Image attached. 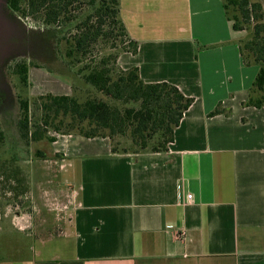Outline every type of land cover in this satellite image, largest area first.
<instances>
[{"label":"crops","instance_id":"0c3cea01","mask_svg":"<svg viewBox=\"0 0 264 264\" xmlns=\"http://www.w3.org/2000/svg\"><path fill=\"white\" fill-rule=\"evenodd\" d=\"M119 16L138 46L119 67L192 103L165 152L112 153L107 137L56 135L50 149L74 194L69 225L3 264H264V107L242 105L257 72L239 55L242 32L222 0H119ZM27 73L30 90L53 77L51 93L72 95L66 76ZM218 105L229 115L208 116Z\"/></svg>","mask_w":264,"mask_h":264},{"label":"trees","instance_id":"16d2710c","mask_svg":"<svg viewBox=\"0 0 264 264\" xmlns=\"http://www.w3.org/2000/svg\"><path fill=\"white\" fill-rule=\"evenodd\" d=\"M2 3L6 4L3 15L7 19L13 20L14 14L18 13L41 18L45 26L51 27L49 34L57 40L58 47L63 43V54L55 60L66 71H58V74L70 77L74 92L79 89V79L76 80L79 76L84 85L124 106L121 108L97 97L79 101L74 95L45 94L33 98L32 102L19 100L16 127L21 140L25 143L42 139L53 142L54 138L47 136L49 131L84 138L107 137L112 153H118L112 144L114 135L129 133L133 145L142 149L139 152H144L149 139L159 134V148L149 151H166V146L172 142L173 131L192 99L166 82L143 83L136 67L123 70L118 66L120 53L134 55L138 47L129 38L119 16V0H2ZM222 8L232 30L247 33L238 41V52L244 65L257 67L248 99L242 105L262 108L264 10L259 0H222ZM99 49H109V52L98 60L90 59L84 63L88 55ZM46 70L54 72L52 68ZM27 72L28 66L19 62L13 73L19 75L21 82L27 83ZM31 105L40 112L38 118H32ZM229 113L218 105L208 116ZM2 137L0 129V140Z\"/></svg>","mask_w":264,"mask_h":264},{"label":"rangeland","instance_id":"374dc122","mask_svg":"<svg viewBox=\"0 0 264 264\" xmlns=\"http://www.w3.org/2000/svg\"><path fill=\"white\" fill-rule=\"evenodd\" d=\"M0 4H3L2 0ZM0 7V129L3 133L0 140V264H3L8 260L32 257L38 243L60 234L69 225L74 194L66 162L52 152L50 142L42 139L25 143L16 127L19 100L32 102L37 96L58 93V89L55 90L56 78L50 77L49 80L44 77L37 81L43 84L44 89L30 90L28 80L23 83L19 75L13 73L15 65L24 62L28 68L38 65L42 66L40 68H52L54 72L51 74L58 76V71H66L55 60L63 54V43L58 47L57 40L49 34L51 27L45 26L41 18L15 13L13 20L7 19L3 15L6 4ZM246 34L242 32V38ZM108 52L109 49L94 51L84 63L90 59L98 60ZM61 76L68 77L71 94L79 101L97 97L124 107L84 85L79 76L76 79H79V89L74 92L70 77ZM30 109L32 118H38L40 112L32 105ZM56 135L53 131L47 134L53 138ZM159 143L160 135L156 134L149 139L144 151L159 148ZM112 144L118 153L142 150L133 145L129 133L114 135ZM55 244L46 254L49 255L51 250L54 252Z\"/></svg>","mask_w":264,"mask_h":264},{"label":"built area","instance_id":"2783aa9c","mask_svg":"<svg viewBox=\"0 0 264 264\" xmlns=\"http://www.w3.org/2000/svg\"><path fill=\"white\" fill-rule=\"evenodd\" d=\"M187 199H191V195H187Z\"/></svg>","mask_w":264,"mask_h":264}]
</instances>
